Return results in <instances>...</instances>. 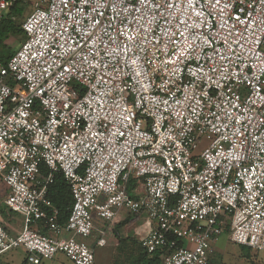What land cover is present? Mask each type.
Returning <instances> with one entry per match:
<instances>
[{"label":"built area","instance_id":"2783aa9c","mask_svg":"<svg viewBox=\"0 0 264 264\" xmlns=\"http://www.w3.org/2000/svg\"><path fill=\"white\" fill-rule=\"evenodd\" d=\"M28 1L0 61V259L96 264L95 220L122 210L146 216L159 264H208L223 233L264 251V0Z\"/></svg>","mask_w":264,"mask_h":264},{"label":"rangeland","instance_id":"374dc122","mask_svg":"<svg viewBox=\"0 0 264 264\" xmlns=\"http://www.w3.org/2000/svg\"><path fill=\"white\" fill-rule=\"evenodd\" d=\"M25 12L18 22L24 19L25 15L31 10L29 1L26 3ZM23 37H9L6 41L10 49L16 50L19 48ZM7 191V187L0 182V192ZM141 219V220H140ZM139 222L144 221L142 218ZM138 221L129 223L123 222L117 227L123 241L128 239L129 248L121 243L119 246L110 245L92 246L94 250V259L96 264H135L137 255L142 250L139 243L136 241L137 229L140 232ZM99 223L95 222V226ZM95 235V233H94ZM7 260L6 264H21L25 260V251L22 247L11 248L3 253ZM2 263V261L0 262ZM264 264V251H258L244 246H239L232 243L226 233H223L214 244V251L210 255L208 264ZM39 264H74L63 253H56L51 259H43Z\"/></svg>","mask_w":264,"mask_h":264},{"label":"trees","instance_id":"16d2710c","mask_svg":"<svg viewBox=\"0 0 264 264\" xmlns=\"http://www.w3.org/2000/svg\"><path fill=\"white\" fill-rule=\"evenodd\" d=\"M28 0H15L13 5L9 8L6 15L0 21V61L6 62L15 50H11L6 43L9 37H23L24 32L21 28V22L18 19L24 15L26 3ZM24 40V39H23ZM136 186V179L130 178L127 183L129 192ZM6 191L2 192L5 194ZM49 199L59 211V219L64 222L69 214V207L72 202L69 184L63 178L61 173H56L52 183L49 185L48 193ZM142 250L137 255L135 264H159V252L147 253L140 245ZM253 264V263H251Z\"/></svg>","mask_w":264,"mask_h":264},{"label":"crops","instance_id":"0c3cea01","mask_svg":"<svg viewBox=\"0 0 264 264\" xmlns=\"http://www.w3.org/2000/svg\"><path fill=\"white\" fill-rule=\"evenodd\" d=\"M137 192H140L139 188L137 189ZM4 217H5V227L9 233L15 234L22 227V218L19 215H14V214L5 212ZM140 218H142L144 221L139 222L138 219H140ZM131 221H138L139 222L138 225H140V232L137 229V233H135V236L137 237L136 241L139 243V241L147 234V232L149 230V224L146 221V216L142 215V214L136 215L133 213H129L126 210L121 211L118 218H116V222L113 224L105 223L101 220H95V222L99 223V225L98 226L94 225V230H93L91 238L88 240V243L91 246H93L95 244L96 239L98 237H100L102 235V233H104L103 237L105 238L106 241H105V244L103 246L107 245L108 243L110 245L119 246L121 243H123L126 246V248L128 249L130 246L128 243V239H125L123 241V239L121 237H119L120 233L117 230V227L119 225H121L123 222L129 223ZM94 233H95V235H94ZM97 246H99V245H97ZM100 247H102V246H100ZM1 261H2V263H0V264H6L7 263V260L4 257V255L1 257L0 262ZM21 264H24V261Z\"/></svg>","mask_w":264,"mask_h":264}]
</instances>
